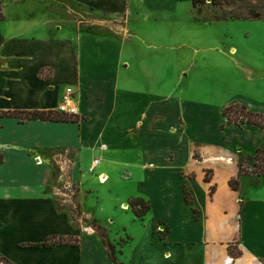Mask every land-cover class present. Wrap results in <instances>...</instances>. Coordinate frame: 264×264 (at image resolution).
<instances>
[{"label": "crops", "instance_id": "crops-1", "mask_svg": "<svg viewBox=\"0 0 264 264\" xmlns=\"http://www.w3.org/2000/svg\"><path fill=\"white\" fill-rule=\"evenodd\" d=\"M13 1L14 16L3 5L0 20V111L57 110L70 85L79 118L0 115V253L14 264H264V175L241 176L237 190L229 185L237 156L264 148V128L227 123L222 114L236 102L264 112V90L247 77L223 94L204 82L201 94L190 83L181 89L176 58L157 48L121 51L115 36L66 24L77 6L117 18L126 5L139 21L143 10L162 11L140 9V0H38V9ZM146 33L157 42V33ZM56 150L64 178L79 188L80 209L89 188L120 220L125 211L140 226L137 236L123 226L112 239L106 229L118 263L97 231L58 209L50 163ZM135 197L150 205L141 219L129 204ZM52 234L76 235L79 243L21 246ZM235 241L238 257L228 252Z\"/></svg>", "mask_w": 264, "mask_h": 264}, {"label": "rangeland", "instance_id": "rangeland-1", "mask_svg": "<svg viewBox=\"0 0 264 264\" xmlns=\"http://www.w3.org/2000/svg\"><path fill=\"white\" fill-rule=\"evenodd\" d=\"M2 1L5 14L12 18L15 14L14 1ZM137 2L140 4V9L144 4H149L162 10L140 12L142 21L148 20L153 26L150 24L146 27L141 26L142 21H139L137 13L129 10L130 6L126 5L124 16L118 15L117 18H109L106 13H97L77 6L75 11L66 12V24L78 32L115 36L120 40L121 51H128L129 48L132 51L142 52L157 48L158 51H162L164 58L169 56L176 58L181 89H186L190 83L195 88H199L198 92L201 94V84L204 82L209 88H215L218 94H223L247 77L250 80V82L246 81L247 83L257 86L260 91L264 90V18H258L260 14L264 16V0H245L237 4L221 6L212 4L211 0L196 6H193L190 0ZM137 2L132 1L133 4ZM21 4L38 9L41 3L38 0H23ZM239 4H242L246 11L252 10L255 17L253 19L224 18V15H228L229 11L236 9ZM29 8L23 12L27 13L26 10ZM150 31L157 33V42L152 43L147 39L146 32ZM45 75H49V72H45ZM60 153L62 152L58 150L53 151L50 162L53 167L51 191L58 209L70 213L76 224L83 225L87 229L97 231L96 226H99L106 232L110 226V239L118 237L120 234L118 231L123 226L137 236L141 232L138 223H130L125 211H122L121 216L124 218L120 220L117 213L113 212L110 201L106 199L96 202L94 196H89L91 191L89 188L88 197L81 201L80 209L79 201L75 199L79 195V188L64 178L65 175L60 168L64 158ZM239 157L240 155L237 156L236 161ZM252 163L253 161L249 159L247 165L252 167ZM81 210L93 219L82 218ZM21 246L28 244L24 242ZM126 254L131 255L129 251ZM1 256L2 253H0V264H3ZM24 258L30 260V255H25Z\"/></svg>", "mask_w": 264, "mask_h": 264}, {"label": "trees", "instance_id": "trees-1", "mask_svg": "<svg viewBox=\"0 0 264 264\" xmlns=\"http://www.w3.org/2000/svg\"><path fill=\"white\" fill-rule=\"evenodd\" d=\"M206 0H190L193 6L205 2ZM245 0H211L212 4L223 5V4H237ZM3 4L0 0V20L4 19ZM255 13L252 10H245L242 4H239L236 9L230 10L228 15H224V18H234V19H253ZM258 18H264L263 15H259ZM222 114L226 118L227 123H234L237 125L243 124H253L260 128H264V112L251 111L243 103L236 102L228 104L223 107ZM1 116L15 117L20 120L24 119H41L48 121H78V116L76 114H68L64 112H59L58 110L47 109V110H5L0 111ZM4 159V154L0 150V163ZM251 159L253 161V166H248V161ZM237 171L234 177L229 180V185L232 189L237 190L239 188V179L244 175L262 176L264 175V148H257L253 155L241 154L238 161L236 162ZM186 200L191 203V200L187 197ZM132 212L137 218H142L146 212L149 210V203L142 197H135L129 200ZM96 226V225H95ZM97 231L106 246L107 253L113 262L118 263L117 257L115 255V246L108 239L105 230H101L99 226ZM79 243V237L76 235H63V234H52L45 237L42 241L28 243L32 247H50L59 245H71L75 246ZM228 252L234 257L241 255V251L238 249L237 242H232L228 245ZM3 264H14L5 256H1Z\"/></svg>", "mask_w": 264, "mask_h": 264}, {"label": "built area", "instance_id": "built-area-1", "mask_svg": "<svg viewBox=\"0 0 264 264\" xmlns=\"http://www.w3.org/2000/svg\"><path fill=\"white\" fill-rule=\"evenodd\" d=\"M73 89L71 87H66L65 91L62 95V99L60 103L58 104V111L64 112L68 114H75L77 112V108L74 103V97H73ZM95 163L97 160L94 161ZM227 262L229 259L226 260Z\"/></svg>", "mask_w": 264, "mask_h": 264}, {"label": "bare ground", "instance_id": "bare-ground-1", "mask_svg": "<svg viewBox=\"0 0 264 264\" xmlns=\"http://www.w3.org/2000/svg\"><path fill=\"white\" fill-rule=\"evenodd\" d=\"M100 181H105V179L104 178H101Z\"/></svg>", "mask_w": 264, "mask_h": 264}]
</instances>
